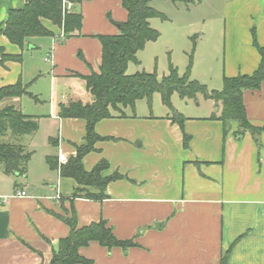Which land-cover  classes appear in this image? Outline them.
Here are the masks:
<instances>
[{
    "label": "crops",
    "instance_id": "0c3cea01",
    "mask_svg": "<svg viewBox=\"0 0 264 264\" xmlns=\"http://www.w3.org/2000/svg\"><path fill=\"white\" fill-rule=\"evenodd\" d=\"M25 3L0 0V22ZM72 11L82 14V27L65 38L46 19L42 22L54 35L29 39L23 52L0 35L8 53H23L21 61L0 65V87L21 80L39 99L24 95L0 102V108L14 105L39 118V129L21 138L32 152L27 173L6 175L0 169V264H50L71 230L59 215L73 211L79 226L105 219L120 239L137 243L108 250L91 242L80 253L93 264H220L228 251L227 264H264V82L244 91L258 133L238 134V123L230 122L225 134L224 123L212 118L220 115L219 104L217 112L186 116L188 147L170 114L142 115L137 103L135 110H123L124 116L113 111L114 117L96 125L97 133L110 139L98 141L83 164L90 171L106 159L110 167L103 176L123 178L107 185L105 199L74 197L78 188L99 190L61 174L60 150L69 159L86 135V121L61 117V105L90 100L84 76L100 70L98 35L119 33L128 11L122 0H83ZM259 47L264 49V0H229L222 80L224 74L253 73L262 59ZM40 147L43 159H34ZM48 157L56 158L57 168ZM18 190L29 196H14Z\"/></svg>",
    "mask_w": 264,
    "mask_h": 264
},
{
    "label": "trees",
    "instance_id": "16d2710c",
    "mask_svg": "<svg viewBox=\"0 0 264 264\" xmlns=\"http://www.w3.org/2000/svg\"><path fill=\"white\" fill-rule=\"evenodd\" d=\"M68 1L77 4L83 0ZM63 2L64 0H26L23 8L11 9L6 22H0V35L5 36L11 44L18 46L23 52L29 39L54 35V32L43 24V19L63 29L66 36L79 32L82 27V14L71 11L64 15ZM151 2L152 0H122L128 11V18L119 24V33L98 35L102 44L100 70L84 76L91 96L90 100L88 102L76 100L68 105H61V117L81 118L86 121L85 142L76 147V154L71 156L66 164L61 165V174L64 177L73 178L80 186L94 187L99 190L98 194H93L85 188H78L74 191V197L105 199L108 197L107 185L123 178L119 173L103 176V172L110 167L106 159L99 161L90 171L84 167L83 159L88 153L96 150V143L110 139L97 133L98 122L114 117L113 111H120L124 116L123 108L130 107L135 110L137 101L142 99H146L151 107L156 92L161 94L162 102L172 111L168 118L182 128L185 147H188L190 141V135L185 132V122L188 118L174 108L172 96L175 92H178L182 98H196L201 93L207 99L214 100L217 105L221 104L220 115L215 114L212 118L224 123L225 134L227 124L230 122L238 123L236 131L238 134L260 131L259 127L253 125L248 118L244 104V91L259 89L264 82V49L262 47H259L262 59L257 69L251 74L240 73L235 76L224 74L221 90H209L206 85L190 79L188 73L181 76L173 65L170 66L169 73L161 79L156 72L139 71L128 74L129 63L140 62L138 52L143 50L148 42L155 41L160 36L159 31L151 26L150 19L155 17L166 19L165 14L150 5ZM22 54L8 53L5 47L0 45V65L5 66L8 61H21ZM191 65L192 58L190 67ZM24 95L39 101L38 97L29 91V84H24L21 80L15 84L0 87V102L7 98ZM38 129L37 116L25 114L14 105H5L0 108V169L4 174L25 175L27 173L32 152L22 144L21 138ZM48 162L52 168L58 167L55 157H48ZM59 216L71 230L66 237L60 239L50 264H93L92 259L80 253V249L91 242H98L108 250L115 247L128 250L137 245L133 239H120L105 219L79 226L75 211L68 216ZM228 253L220 264H227Z\"/></svg>",
    "mask_w": 264,
    "mask_h": 264
},
{
    "label": "rangeland",
    "instance_id": "374dc122",
    "mask_svg": "<svg viewBox=\"0 0 264 264\" xmlns=\"http://www.w3.org/2000/svg\"><path fill=\"white\" fill-rule=\"evenodd\" d=\"M228 1L153 0L150 5L165 14L166 19H150L151 26L159 31L160 36L157 40L148 42L138 52L140 62H130L128 74L139 71L156 72L161 79L173 65L181 76L188 73L190 79L206 85L209 90H221L223 80L220 72L223 71L225 9ZM172 103L185 116H204L219 109L214 100L207 99L201 93L196 98H182L175 92ZM123 110L131 112L132 108ZM136 112L153 116L172 114L162 102L159 92L154 94L151 107L146 99L138 101ZM42 151L43 149L36 153L34 159H43Z\"/></svg>",
    "mask_w": 264,
    "mask_h": 264
},
{
    "label": "built area",
    "instance_id": "2783aa9c",
    "mask_svg": "<svg viewBox=\"0 0 264 264\" xmlns=\"http://www.w3.org/2000/svg\"><path fill=\"white\" fill-rule=\"evenodd\" d=\"M193 1H197V0H193ZM73 9V3L68 1V0H64L63 2V14L65 15L68 12H71ZM65 33L64 30L62 29V32L60 33V38H65ZM51 59V55L49 57H47V60ZM68 157L67 155H65L61 150H60V154H59V163H60V167L59 169L61 170V165H64L68 162ZM14 196H18V197H26L29 196L27 191L25 190H18Z\"/></svg>",
    "mask_w": 264,
    "mask_h": 264
},
{
    "label": "water",
    "instance_id": "95a60500",
    "mask_svg": "<svg viewBox=\"0 0 264 264\" xmlns=\"http://www.w3.org/2000/svg\"><path fill=\"white\" fill-rule=\"evenodd\" d=\"M218 110V109H217Z\"/></svg>",
    "mask_w": 264,
    "mask_h": 264
}]
</instances>
